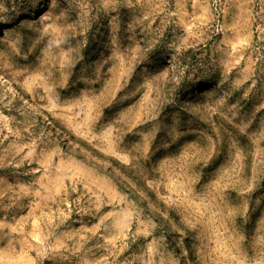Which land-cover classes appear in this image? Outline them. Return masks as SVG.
I'll return each instance as SVG.
<instances>
[{"label": "rangeland", "instance_id": "374dc122", "mask_svg": "<svg viewBox=\"0 0 264 264\" xmlns=\"http://www.w3.org/2000/svg\"><path fill=\"white\" fill-rule=\"evenodd\" d=\"M0 264H264V0H0Z\"/></svg>", "mask_w": 264, "mask_h": 264}, {"label": "bare ground", "instance_id": "6f19581e", "mask_svg": "<svg viewBox=\"0 0 264 264\" xmlns=\"http://www.w3.org/2000/svg\"><path fill=\"white\" fill-rule=\"evenodd\" d=\"M8 85L10 86V90H11L12 94L16 98H18V100L20 99L24 104H28V101L24 97H22L21 94L18 93V91L14 88V86H12V83L8 82Z\"/></svg>", "mask_w": 264, "mask_h": 264}]
</instances>
